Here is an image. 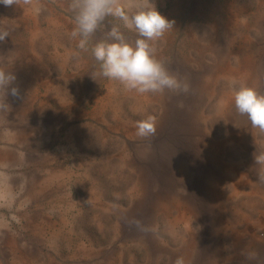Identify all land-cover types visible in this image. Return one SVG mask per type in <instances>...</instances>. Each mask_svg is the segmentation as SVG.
<instances>
[{
	"label": "rangeland",
	"instance_id": "rangeland-1",
	"mask_svg": "<svg viewBox=\"0 0 264 264\" xmlns=\"http://www.w3.org/2000/svg\"><path fill=\"white\" fill-rule=\"evenodd\" d=\"M69 2L0 4L19 89L0 110V264H264V130L233 98L264 95V0H149L173 22L153 54L188 90L143 94L91 55L113 26L137 34L109 16L81 49ZM147 115L183 149L138 137Z\"/></svg>",
	"mask_w": 264,
	"mask_h": 264
},
{
	"label": "clouds",
	"instance_id": "clouds-1",
	"mask_svg": "<svg viewBox=\"0 0 264 264\" xmlns=\"http://www.w3.org/2000/svg\"><path fill=\"white\" fill-rule=\"evenodd\" d=\"M21 3L29 5L31 0H0L5 7ZM149 3V0H148ZM150 4V3H149ZM135 0H70L68 8L73 15V38H79V47L86 49L89 40L102 26L109 16L122 21L125 28L137 34L134 42H129L118 26H113L105 33V38L91 47V55L99 64V75L122 84L128 91L137 93L187 92L188 86L176 76L169 73L158 61L150 42L161 38L173 27V22L162 16L155 7H135ZM8 35L0 33V41ZM16 81L14 73L0 70V91L4 98L0 99V110L9 105L5 94L19 96V89L13 86ZM234 105L241 115H246L255 128L264 130V95L245 84L233 90ZM136 135L140 138H151L156 135V117L147 115L144 119L134 122ZM258 163H264V153L255 157ZM264 180V176L260 177ZM175 264H183L177 258Z\"/></svg>",
	"mask_w": 264,
	"mask_h": 264
},
{
	"label": "bare ground",
	"instance_id": "bare-ground-1",
	"mask_svg": "<svg viewBox=\"0 0 264 264\" xmlns=\"http://www.w3.org/2000/svg\"><path fill=\"white\" fill-rule=\"evenodd\" d=\"M159 132H161V131H159ZM159 132H157L156 135L154 137H152V138H156L160 142L166 140V144H165V148L166 149L167 148H169V150L171 148H175V149H179V150L180 149H183V140H182V137L179 136V138H177L176 135H169V134L164 135L163 132L161 134ZM163 135H164V139L162 138ZM166 176H167V171H164L163 174H162V177L165 178Z\"/></svg>",
	"mask_w": 264,
	"mask_h": 264
}]
</instances>
